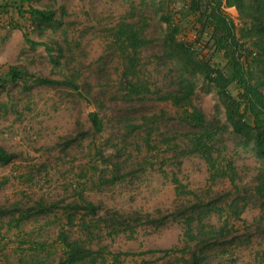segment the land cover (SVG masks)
Listing matches in <instances>:
<instances>
[{
	"label": "rangeland",
	"instance_id": "obj_1",
	"mask_svg": "<svg viewBox=\"0 0 264 264\" xmlns=\"http://www.w3.org/2000/svg\"><path fill=\"white\" fill-rule=\"evenodd\" d=\"M146 1L153 11L147 31L152 43L140 53L141 70L165 91L176 75L160 60L164 25L159 16L168 6L166 0ZM32 5L56 13L52 27L27 30L35 41L58 44L59 54L53 53L58 64L53 66L43 46L25 44L21 30L27 25L13 10L8 26L7 16L0 18L1 71L17 65L37 76L70 78L82 96L69 87L33 81H7L0 94V145L17 155L0 165V264H66L61 231L94 252L95 264H170L173 258L147 251L183 245L170 215L181 203L194 202L191 196L177 199L171 179L202 199L208 190L234 195L235 189L226 180L209 187L204 162L186 154L192 129L176 119L175 107L154 96L126 98L121 59L111 40L112 29L126 16V0H35ZM226 13L238 23L235 10ZM208 88L199 79L193 103L209 123L226 125L224 109ZM92 111L103 120L100 134L88 122ZM219 137L223 154L236 167V184L252 187L257 163L251 149L230 128ZM86 203L96 207L93 214ZM233 223L229 244L207 250L205 264H262L259 208L250 203ZM80 264L90 263L85 258Z\"/></svg>",
	"mask_w": 264,
	"mask_h": 264
},
{
	"label": "trees",
	"instance_id": "obj_2",
	"mask_svg": "<svg viewBox=\"0 0 264 264\" xmlns=\"http://www.w3.org/2000/svg\"><path fill=\"white\" fill-rule=\"evenodd\" d=\"M33 1L0 0V18L7 16L4 24L8 26L14 10L27 25L21 30L25 44L30 49L43 46L50 62L56 66L58 61L53 53L59 54L58 44L35 41L27 30L52 27L56 13L49 8L33 6ZM126 2V16L112 29L111 35L112 44L121 59L120 76L127 85L126 98L140 101L154 96L175 107L176 119L192 129L187 135L186 154L196 155L204 162L209 187L219 180H226L235 189L234 195H210L208 190L202 199L174 176L171 182L176 198H194L189 206L181 203L170 215L179 226L183 245L147 252L173 258L170 264H205L207 250L225 248L229 244L227 238L235 232L233 221L240 220L250 203L259 208L264 218V0H166L168 9L159 16L164 25L160 60L166 61L176 75L170 77L171 87L165 91L155 88L141 70L140 53L152 43L147 35L152 5L146 0ZM225 8L235 9L238 23L227 15ZM1 68L0 94L7 81H33L44 86L69 87L82 96L73 79L37 76L17 65L8 66L4 72ZM199 79L223 107L226 125L221 126L218 121L209 123L194 105ZM143 121L151 123L152 119L143 118ZM88 122L94 134L103 131V120L98 112H90ZM228 128L251 149L256 160L252 187H238L233 160L226 158L219 146V135ZM149 139L150 133L145 139L146 144ZM16 157L15 153L0 145V165H9ZM83 207L92 214L96 210L90 203ZM210 216L215 217V224L204 223ZM58 240L66 264H80L85 258L90 264H95V253L80 242L69 241L62 231ZM229 251L232 253L233 249H226L227 253ZM129 255L123 253V256ZM141 264H152V261L142 260Z\"/></svg>",
	"mask_w": 264,
	"mask_h": 264
},
{
	"label": "built area",
	"instance_id": "obj_3",
	"mask_svg": "<svg viewBox=\"0 0 264 264\" xmlns=\"http://www.w3.org/2000/svg\"><path fill=\"white\" fill-rule=\"evenodd\" d=\"M228 9H233V10H235L234 8H225L224 10L227 12Z\"/></svg>",
	"mask_w": 264,
	"mask_h": 264
}]
</instances>
